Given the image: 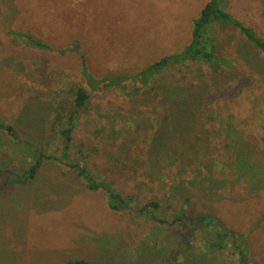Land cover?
Masks as SVG:
<instances>
[{
  "label": "rangeland",
  "instance_id": "374dc122",
  "mask_svg": "<svg viewBox=\"0 0 264 264\" xmlns=\"http://www.w3.org/2000/svg\"><path fill=\"white\" fill-rule=\"evenodd\" d=\"M208 1L0 0V119L33 146L0 128V161L20 169L39 149L61 158L52 125L84 86L92 96L78 113L71 159L84 156L95 176L140 204L159 201L167 215L185 206L186 219L221 220L264 264V58L255 48L217 27L234 68L172 67L150 81L155 91L131 96L91 90L82 76L84 62L95 78L124 77L183 50ZM228 11L264 38V0H228ZM172 235L111 211L65 159L45 160L36 179L0 190V264H156L174 255L179 229Z\"/></svg>",
  "mask_w": 264,
  "mask_h": 264
},
{
  "label": "trees",
  "instance_id": "16d2710c",
  "mask_svg": "<svg viewBox=\"0 0 264 264\" xmlns=\"http://www.w3.org/2000/svg\"><path fill=\"white\" fill-rule=\"evenodd\" d=\"M217 27L236 30L264 58V38L228 11V0H209L194 20L191 40L183 50L166 55L142 71L124 77L95 78L90 73L87 63L84 62L82 76L91 90L101 91L115 88L121 90L124 95L131 96L147 87L155 91L156 87L151 85L150 81L156 79L157 75H163L172 67L199 62L205 64L214 74L231 70L236 66V61L221 51L215 32ZM30 44L39 49L47 48V42L39 39L31 38ZM176 94L173 92L167 101L176 100ZM91 96L90 90L79 86L73 94L72 108L56 116L52 127L63 140L62 157L47 156L39 149L35 158L32 156L34 159L31 158L30 162L26 166H20V169H17L19 167L6 168L0 161V190H6L15 185H27L37 178L45 160L61 162L65 159L66 166L76 170L88 190L102 191L107 195L108 207L111 211L126 212L135 216L137 220L141 218L155 222L169 238H174L172 233L179 229V240L175 243L174 255L162 258L156 264H210L205 254L225 256V261L221 260V264H260L251 256L248 238L243 233L229 229L221 220L205 213H197L186 219L185 206L167 215V211L161 208L159 201L140 204L136 197L125 195L118 190L112 180L95 176L81 161L84 156L77 160L71 159L72 134L78 124V113L85 108ZM0 128L7 131L17 141L26 144L28 148L33 147L31 143L19 139L14 127L5 124L1 119ZM170 241H165L166 245ZM68 264H85V262L79 260Z\"/></svg>",
  "mask_w": 264,
  "mask_h": 264
}]
</instances>
